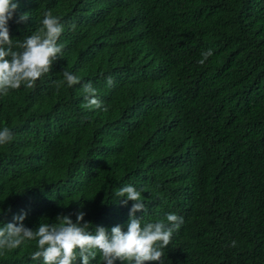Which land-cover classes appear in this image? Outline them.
Here are the masks:
<instances>
[{"label": "trees", "instance_id": "obj_1", "mask_svg": "<svg viewBox=\"0 0 264 264\" xmlns=\"http://www.w3.org/2000/svg\"><path fill=\"white\" fill-rule=\"evenodd\" d=\"M16 2L13 50L49 10L63 50L32 88L0 95L13 136L0 146V226L21 211L33 230L83 211L126 231L133 202L114 192L130 184L147 208L137 218H184L164 264H264V0ZM63 71L80 83L57 91ZM89 82L107 111L82 107ZM36 250L25 242L0 264H42Z\"/></svg>", "mask_w": 264, "mask_h": 264}, {"label": "clouds", "instance_id": "obj_2", "mask_svg": "<svg viewBox=\"0 0 264 264\" xmlns=\"http://www.w3.org/2000/svg\"><path fill=\"white\" fill-rule=\"evenodd\" d=\"M18 8L16 0H0V95L5 96L10 90L19 89L22 84L32 88L41 76L50 71L63 50V45L57 41L64 26L51 10L44 13L39 29L25 37L22 43L17 41L15 47L21 50H13L8 22L17 15ZM29 18L28 13L19 14L17 23L26 22ZM75 27V24L71 25L72 29ZM212 54L211 49L202 52V59L198 63L204 64ZM65 81L68 86H72L79 84L80 78L63 71V81L55 82L57 91ZM113 83V79L108 77V86ZM82 91L86 101L82 107L107 111L90 82L82 85ZM12 139V132L7 126L0 129V146L10 143ZM141 193L142 190L130 184L114 192L121 206L133 202L126 231L120 225L110 230L103 226L93 227L84 220L86 213L83 211H77L75 222L68 215H57L54 223H40L33 230L24 225L27 213L21 211L13 215L11 222L0 226V253L17 249L25 242L36 241L38 250L31 254L30 259L42 260V264H75L77 259L81 264H90L98 255L99 264H115L116 261L121 264H164V249L169 245L173 233L184 223V218L169 213L164 221L144 222L143 215L147 208ZM137 212L143 215L137 218ZM231 246L235 247L236 241H232Z\"/></svg>", "mask_w": 264, "mask_h": 264}]
</instances>
